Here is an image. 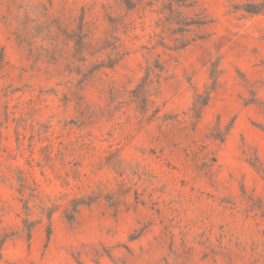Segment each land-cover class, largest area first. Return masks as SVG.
<instances>
[{"label":"clouds","instance_id":"clouds-1","mask_svg":"<svg viewBox=\"0 0 264 264\" xmlns=\"http://www.w3.org/2000/svg\"><path fill=\"white\" fill-rule=\"evenodd\" d=\"M0 264H264V0H0Z\"/></svg>","mask_w":264,"mask_h":264}]
</instances>
